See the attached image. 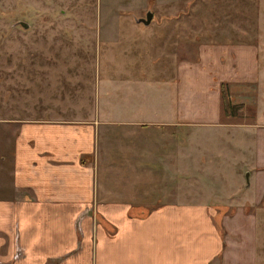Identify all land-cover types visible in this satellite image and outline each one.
Returning a JSON list of instances; mask_svg holds the SVG:
<instances>
[{
  "label": "crops",
  "instance_id": "crops-1",
  "mask_svg": "<svg viewBox=\"0 0 264 264\" xmlns=\"http://www.w3.org/2000/svg\"><path fill=\"white\" fill-rule=\"evenodd\" d=\"M170 70L159 81L124 69L103 90L105 120L19 122L12 184L0 194V264H256L253 207L264 204L258 48L202 44L196 61ZM222 82L232 103L256 105L254 120L223 118ZM222 128L212 140L200 136ZM223 161L250 168L249 182L229 199L206 196V183L227 172Z\"/></svg>",
  "mask_w": 264,
  "mask_h": 264
},
{
  "label": "rangeland",
  "instance_id": "rangeland-1",
  "mask_svg": "<svg viewBox=\"0 0 264 264\" xmlns=\"http://www.w3.org/2000/svg\"><path fill=\"white\" fill-rule=\"evenodd\" d=\"M148 11L152 21H138ZM224 42L254 44L264 66V0H0V194L12 184L21 120H105L103 90L118 84L124 69L165 81L177 62L196 61L202 44ZM237 114L223 118L254 120L256 105ZM220 130L200 136L212 140L227 131ZM228 162L215 185L206 183V196L229 199L249 182L250 168ZM253 211L256 264H264V204Z\"/></svg>",
  "mask_w": 264,
  "mask_h": 264
},
{
  "label": "trees",
  "instance_id": "trees-1",
  "mask_svg": "<svg viewBox=\"0 0 264 264\" xmlns=\"http://www.w3.org/2000/svg\"><path fill=\"white\" fill-rule=\"evenodd\" d=\"M221 95H222L223 112H225L226 115L232 114L235 116L238 113V109L242 108L243 105L232 103L230 94L228 91V84L226 82L221 83Z\"/></svg>",
  "mask_w": 264,
  "mask_h": 264
},
{
  "label": "water",
  "instance_id": "water-1",
  "mask_svg": "<svg viewBox=\"0 0 264 264\" xmlns=\"http://www.w3.org/2000/svg\"><path fill=\"white\" fill-rule=\"evenodd\" d=\"M152 17H153V12L148 11L146 14V17H140L138 21L143 22L145 24H149L152 21ZM18 23H20L25 28H28L30 26V23L27 21L22 20V21H19Z\"/></svg>",
  "mask_w": 264,
  "mask_h": 264
}]
</instances>
